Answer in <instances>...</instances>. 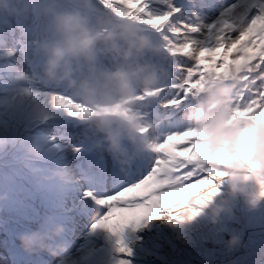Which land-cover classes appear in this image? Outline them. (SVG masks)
Instances as JSON below:
<instances>
[{
  "label": "snow or ice",
  "instance_id": "1",
  "mask_svg": "<svg viewBox=\"0 0 264 264\" xmlns=\"http://www.w3.org/2000/svg\"><path fill=\"white\" fill-rule=\"evenodd\" d=\"M89 3L97 14L114 13L132 20L163 45L157 57L163 79L141 101L155 126L152 151L138 156L126 168L106 154L93 152L91 138L74 109L77 101L59 87L35 78L31 41L0 50V149L16 147L17 142L22 149L30 141L42 144L45 151L41 159L30 161L33 171L48 182L57 181L49 163L55 169L71 171L70 184L59 186L73 193L74 206L75 198L79 199L81 211L88 206L95 209L97 218L91 230H103L114 237L118 257L114 264H133L134 248L126 241V232L135 233L150 221L161 219L179 227L198 215L205 197L215 190L216 181L208 164L193 158L199 132L186 122L191 95L222 83L231 86L229 95L236 111L247 108L258 112L264 108V0ZM25 62L30 66L28 72L19 66ZM20 73L29 79L17 82ZM32 96H38L43 107L44 115L39 120L33 119L26 108V100ZM180 138H184L181 143H170ZM170 149L191 155L180 157ZM72 162L74 167H70ZM139 189L143 191L137 193ZM117 212L129 215L112 223ZM56 223H60L58 217H47L35 231L27 233L44 235ZM137 242L142 238L135 237ZM42 243L44 247L36 245L27 251L45 249L60 256L59 264H71L67 250H59L57 237L44 235Z\"/></svg>",
  "mask_w": 264,
  "mask_h": 264
},
{
  "label": "rangeland",
  "instance_id": "2",
  "mask_svg": "<svg viewBox=\"0 0 264 264\" xmlns=\"http://www.w3.org/2000/svg\"><path fill=\"white\" fill-rule=\"evenodd\" d=\"M135 24H130L128 26V30H132V26ZM145 38V37H144ZM2 39V38H1ZM19 39V36H18ZM5 46L4 48H14L18 47V43H12V41L4 40ZM28 41H31V37H28L27 40H23L22 38L19 39V43H22V45H26ZM145 41V40H144ZM149 50L153 52V66H157L156 69L150 68L147 64L140 63L138 64L137 68L144 69L146 71H151L155 73L156 77H160V74H164L163 70L157 63V57L161 55V51L163 48V45L160 43L155 42V44L150 45V43L146 42ZM47 45H44L40 42L36 43L31 41V49L30 54L31 58L38 56L43 57L44 51L43 49L50 45L51 43H47ZM19 55V54H18ZM234 58V54L230 55ZM22 59V58H21ZM229 59H232L229 57ZM44 58L42 59V61ZM33 61V60H32ZM217 62H221L217 58ZM34 63V62H33ZM116 66V64H114ZM19 66L26 72H28V65L27 63H21ZM74 66V72L72 74L71 79L78 81L79 80V71L80 69L88 72V71H97L95 69V64H92V61L90 63H85L81 60H76L73 62ZM123 66V65H122ZM34 72L38 77L42 79L45 83H51V81L47 80L42 75V66H35ZM98 78V84L103 87L104 89L108 88V84H104L101 81L100 73H96ZM17 82H26L29 77L26 74L20 73L16 76ZM163 78H161L162 80ZM54 86L59 87L62 89L65 93H75L76 90L69 86V84L66 81H57L53 82ZM211 86H208L206 89L208 90ZM226 87L223 88L224 92H226ZM134 98L138 97L135 94ZM141 98H138L140 100ZM204 95H201L196 99L194 107H197L195 109H192L190 111H196L201 112L205 106L204 102ZM132 102L134 101L132 98H130V102L128 103V106H131ZM233 104V103H232ZM33 106H37L39 108V113L36 114L33 112L32 108ZM27 111L29 115L33 119H41L44 115L43 107L40 101L33 99L31 97L30 99H27V105H26ZM242 113L248 114L247 116H241L242 118L236 121L233 126L239 129V135L237 136L236 140L234 141L233 145L231 147L229 146H221L217 150L210 152L208 151L207 147H205V155H199L194 154V157H197L201 159L203 162L207 163L209 166L210 171L212 172V175L215 178V186L213 194L205 198V204L200 209L198 215H196L192 220L196 224L195 227H191L190 221H187L186 223L180 225L179 227H173L169 225L167 227L168 231L172 234V239H167L166 242L169 243L168 247L170 249H174L175 243L181 244V250L178 254H176V257L172 259V264H193L198 262V264H211L213 263V258L211 260H206V251L209 249L215 250L219 246L223 247H230L232 250L233 248L240 245L238 235L239 233L243 234L244 229L246 228L249 219L253 213H255L256 207L260 206L259 204L264 201V187H262V184H264V161H258L253 158V139L255 135V131L257 127H264V108H261L258 112H252L251 110L245 108ZM187 124L193 128L195 125V118L192 115H189L186 117ZM230 126L232 125L231 122L228 123ZM88 131H91L92 128L90 126L85 127ZM123 128L126 129L129 134L132 130L131 125H123ZM49 131H52V129H49ZM155 136H153V139H144L142 142V145L145 143L150 145V148H148V151H152V145L155 143ZM184 138H180L178 140H174L170 143H181ZM32 144L36 148V150H41L42 153H44L45 149L42 144L36 142V141H30L28 142ZM116 143L118 144V151H121L125 154L127 153H133L134 147L129 142V139L127 137L119 138L116 140ZM110 144L106 145V149H110ZM173 151L177 156L185 157L191 155L189 152L186 151H180L178 149H170ZM113 153L109 154L108 156L111 157L116 162H119V157H123L122 154L116 155L115 159L113 158ZM218 162H220L221 167H217ZM75 163H71L70 166L74 165ZM54 178L57 181H54L52 183V186L50 189H56L58 192H60L61 195L58 196V201L55 203L58 209L62 208L63 199L66 196L69 195L70 192H65L60 186L58 181V174H54ZM61 184L67 185L62 181ZM64 194V195H63ZM44 198L41 197V201H43ZM249 201H255L254 206L249 204ZM35 202V201H34ZM45 203L47 201L44 200ZM261 207V206H260ZM49 205L42 211L43 213V221L50 217L48 214ZM254 220H258V222L264 221V214H261L260 216H255ZM96 215L92 218V222L95 221ZM85 220V218L83 219ZM60 223L53 224L50 228V230L47 232L48 236L57 237V239L60 238L58 226H62L65 224V220L62 218H59ZM112 222V221H111ZM113 223V222H112ZM264 223V222H263ZM28 228L30 230L34 229V225H28ZM83 229V230H82ZM81 231L85 232L87 231V227H82ZM145 230V236L149 235L150 233L154 231L161 232L162 234L168 235L167 229H166V223L161 219L160 221H154L151 223L150 227L146 228ZM105 233L103 230H96L93 231L94 236V242H91V248L89 249V252L85 255L92 256L96 253L98 247H99V240L101 239L102 234ZM92 236V235H90ZM128 238L129 235L126 234ZM157 240H162L163 236L160 234L157 235ZM167 237V236H165ZM230 238H235L237 243L230 244ZM44 239V235L39 236V246H43L42 240ZM174 240V243L172 242ZM16 246L20 248V250L25 254H36V256L40 259H50L53 255H51L47 250L45 249H35L33 251H27L30 250L33 246L31 245H24L22 243H18L15 241ZM132 246L135 249L136 243L131 242ZM63 245H67L68 248H65L67 250V256L70 261L75 260V258H79L80 256L84 255V252L88 250V247L85 246L84 249L80 250L77 245L71 243V242H65ZM139 243L137 244V246ZM177 249V248H176ZM26 250V251H25ZM64 250V248H62ZM138 250L134 253L133 257H131L133 264L139 263L138 260L142 259V263L144 262H150L153 257L151 255L144 256L143 253H141ZM176 251V250H175ZM137 253H139L142 256H138ZM53 254H55V250H53ZM144 257V259H143ZM25 258H32L33 256L25 255L23 257ZM60 258L57 260H54L53 263L56 261L59 262ZM3 263H6V260H2ZM115 261H113L111 264H114ZM157 263H161L157 262ZM264 263V252H260L258 255L254 257L252 261L249 262V264H263ZM41 264V263H38ZM71 264H73L71 262ZM89 264V263H86Z\"/></svg>",
  "mask_w": 264,
  "mask_h": 264
},
{
  "label": "clouds",
  "instance_id": "3",
  "mask_svg": "<svg viewBox=\"0 0 264 264\" xmlns=\"http://www.w3.org/2000/svg\"><path fill=\"white\" fill-rule=\"evenodd\" d=\"M0 9L8 11L0 0ZM53 28L56 40L46 46L42 64V75L49 81H66L69 86L79 89L85 96L90 94L92 85L81 79H71L74 72L73 62L81 60L90 63L93 60L94 48L98 44L110 47L112 34L106 33L103 36L93 28L88 27L86 20L76 13H63L53 17ZM137 50L147 47L144 40L136 42ZM127 55V53H125ZM104 84L111 85L115 91L123 96H130L132 93L133 81H138L141 87L150 88L156 81L155 73L141 68H134L131 71L116 69L111 72L100 74ZM205 104L198 118V126L202 129L205 137V144L208 151L213 152L221 146L231 147L239 135V129L230 126L227 121L229 114L223 103V90L220 85H214L208 93L204 94ZM33 112L38 114L39 108L33 106ZM132 127H137L134 117ZM145 149L150 145L145 143ZM253 158L264 161V127H257L253 139ZM255 201H249L254 206ZM230 244L237 243L235 238H230Z\"/></svg>",
  "mask_w": 264,
  "mask_h": 264
},
{
  "label": "trees",
  "instance_id": "4",
  "mask_svg": "<svg viewBox=\"0 0 264 264\" xmlns=\"http://www.w3.org/2000/svg\"><path fill=\"white\" fill-rule=\"evenodd\" d=\"M53 3L48 2L47 0H43V5H45L46 9L41 11L39 16L41 18L40 20V24L43 25L44 29L45 27H47L46 21L49 18H52L54 16H56L55 14H57L58 12H62V13H73L75 11L79 12L81 15H84L85 17H87V21H93V19H90L89 14L82 10L81 8H79V3L82 0H52ZM33 5H37L38 4V0H24V3L22 5V11L19 13V18L20 19H25V17H28V15L30 14ZM13 8V7H12ZM17 13H14L13 15H16ZM94 22V21H93ZM5 154H8L5 153ZM16 156V155H15ZM15 156H9V158L11 160H13L15 158ZM21 168V167H20ZM16 172L18 171L16 168H8L6 170H3L1 173L3 175L6 176H11L12 172ZM1 196V194H0ZM12 195L10 194V197ZM257 208V207H256ZM259 211L261 210V207L258 206ZM2 223L3 226L7 225L8 220L4 219L3 221H0ZM247 235V233L245 232V234L243 235L244 237ZM251 238H254V245L251 244L250 247H244L243 245H240L236 250L235 253H233L231 256H229L227 259L223 260L222 262H218L217 264H239V262H241V264H246V262L248 261V258L246 259V255H254L255 253H257L260 250V247L264 245V226L260 229H256L254 230L252 233H250L248 235V239L250 240ZM244 252V253H243ZM179 253V252H178ZM177 253V254H178ZM260 253V252H258ZM170 256V255H168ZM240 256V258H239ZM176 254L174 256H171L170 258H175ZM172 259H171V264H172ZM198 263V262H196ZM193 263V264H196ZM211 264H216V262L213 261V263Z\"/></svg>",
  "mask_w": 264,
  "mask_h": 264
},
{
  "label": "bare ground",
  "instance_id": "5",
  "mask_svg": "<svg viewBox=\"0 0 264 264\" xmlns=\"http://www.w3.org/2000/svg\"><path fill=\"white\" fill-rule=\"evenodd\" d=\"M138 51H139V50H138ZM147 57H148V56H147ZM148 58H153V56H149ZM141 60H143L144 62L147 61V60H145V59H141ZM134 62H135V60L132 62V64H133ZM124 64H125V63H123V65H124ZM108 86H111V85H108ZM107 89L113 90L114 88H113V87H112V88L108 87ZM222 90H223V89H222ZM230 90H231V89H230ZM116 95H122V94L117 93V92L115 91V89H114V93L110 94V98L113 97V96H116ZM98 100H100V101H106V100H102V99H98ZM189 115H192L194 118H199L200 112H196V111H188L186 117H188ZM132 146L134 147V146H135V143H134V145H132ZM137 157H138V156L135 155L134 159L137 158ZM134 159H133V160H134ZM122 161H125V158H122ZM259 205L261 206V210L259 211V208H256L255 213H253V214H255V216H260L261 214H264V201H263L262 203H260ZM253 214L251 215V217H250V219H249V222H248L246 228H245L244 231H243V234L239 233V235H238L239 243H240V245H243L244 247H250L251 244L254 245V242H253V241H254V238H251V239L249 240V239H248V235H249L250 233H252L254 230H256V229H260V228H262V227L264 226V223H263L264 221L258 222V220H256V222H255V220H254V215H253ZM94 215H95V213H94ZM94 215H93V216H94ZM71 219H72V218H71ZM71 219H70V220H71ZM70 220H69V221H70ZM70 222H71V221H70ZM71 223H72V222H71ZM190 225H191V227H195L196 224L194 223L193 220H190ZM82 230H83V229H82ZM245 232L247 233V235L244 237L243 235L245 234ZM62 233H63V234H62ZM59 234H60V235L62 234V236H60V238L57 239V243L60 244V245H58L59 250H62V248H68L67 245H63V244H64L66 241L69 243L70 240L73 238L74 235L72 236V235H69L68 233H65V230H60V231H59ZM15 239H16V241H17L18 243H22V242H23V238H21V237H19V236H17ZM263 240H264V239H263ZM263 243H264V242H263ZM168 245H169V243L166 242L164 245H162L161 247H159V248L157 249V251H156L154 254H150V255L153 257V259H151L150 262H144V264H155V263L160 262V261L162 262V260L165 259V257H164L163 255L174 256L175 254H177L176 251L170 249V247H168ZM227 247H228V246H227ZM8 248H9V247H5V249H8ZM229 248H230V247H229ZM0 249H1V247H0ZM224 249H225V247L221 248L220 250L223 251ZM215 252H216V251L213 250V249H209V250H207V251H206V254H205V256H206V260L212 258V256L214 255ZM258 252H264V245L260 247V250H259ZM28 256H34V255L28 253ZM36 258H39V256L36 257ZM51 264H52V262H51ZM187 264H188V263H187ZM196 264H198V263H196Z\"/></svg>",
  "mask_w": 264,
  "mask_h": 264
}]
</instances>
